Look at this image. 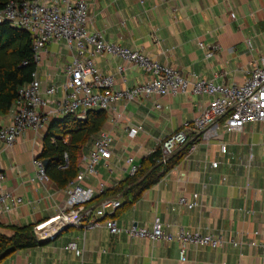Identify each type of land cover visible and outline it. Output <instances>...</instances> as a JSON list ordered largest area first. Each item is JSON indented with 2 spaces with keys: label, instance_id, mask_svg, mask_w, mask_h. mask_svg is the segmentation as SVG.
Returning <instances> with one entry per match:
<instances>
[{
  "label": "crops",
  "instance_id": "1",
  "mask_svg": "<svg viewBox=\"0 0 264 264\" xmlns=\"http://www.w3.org/2000/svg\"><path fill=\"white\" fill-rule=\"evenodd\" d=\"M86 2L89 31H100L110 43L141 49L188 79L195 76L216 84L240 83L264 55V0ZM199 42L218 48L208 56ZM72 53L62 38L49 41L38 52L34 74L41 82L42 96H49L44 90L50 86L57 87L55 95L49 96L53 100L64 95V68ZM93 58L102 74L114 77L112 89L149 79L141 67L121 57L104 53ZM119 65L124 68L125 79L117 73ZM208 100L209 96L189 89L116 102L105 110L101 128L111 133L112 156L96 164L94 173L85 171L92 135L83 146L77 171L84 172L80 185L95 190L88 206H97L107 197H118L122 202L119 209L109 212L122 229L131 224L151 227L159 217L167 233L180 228L222 233L226 238H236L239 246L189 245L187 260L183 261L176 240L136 239L123 231L111 234L104 226L72 225L43 245L11 252L0 264H264V122H250L241 130L227 132L220 120L213 127L215 135L208 140L188 131L185 155L134 203L124 204L119 194L110 193L130 176L132 164L139 167L141 159L159 147L162 139L199 116ZM10 108L0 116V126L12 121L14 101ZM47 126L24 129L9 146L0 139V167L6 175L0 189L11 193L10 210H0L3 234L11 235V225L25 227L42 222L55 214L67 197L66 186H57L50 178L47 182L31 179L36 175L33 161L39 157ZM133 126H138V131L130 135ZM222 144L225 152L221 151ZM129 157H133L130 164ZM75 177L70 183L74 184ZM100 188L103 193H99ZM195 192L200 195V206L186 209L180 205L179 197L190 198ZM72 241L80 248V255L65 248Z\"/></svg>",
  "mask_w": 264,
  "mask_h": 264
},
{
  "label": "built area",
  "instance_id": "2",
  "mask_svg": "<svg viewBox=\"0 0 264 264\" xmlns=\"http://www.w3.org/2000/svg\"><path fill=\"white\" fill-rule=\"evenodd\" d=\"M231 16H234L232 12ZM89 21L90 11L86 0H9L0 7V24L7 22L30 33L33 58L36 62L38 52L54 39H64L73 51L71 61L64 68L67 80L61 84L63 96L56 100L49 97L57 92L56 86L47 87L44 91L49 96H42L41 82L34 72L31 74L32 80L17 89V98L14 100L16 109L12 121L0 126V139L8 146L24 129L45 128L49 121L58 115L75 114L83 118L89 109L106 110L120 100L131 101L138 97H151L152 94L185 93L189 89L194 94L209 96V100L199 116L192 121H185L181 129L161 140L163 163L190 141L188 131L208 140L215 135L213 127L220 120H223L222 125L227 132L241 130L250 122H264V55L260 56L253 70L240 83L216 84L204 78L196 79L195 76L188 79L172 66L161 63L141 49L126 48L106 41L100 31H89L87 26ZM199 45L206 49L208 56H212L214 50L218 48V45L206 47L203 42H199ZM104 53L138 65L149 75V79L135 86L112 89L114 77L102 74L93 58ZM116 70L117 73H122V78L125 79L123 66H117ZM137 131L138 126H133L129 129V134L135 135ZM111 142V133L106 129H100L93 136V146L88 153L85 171L94 173L96 164L112 156ZM221 151L225 152L223 144ZM127 162L132 163L133 157H129ZM33 163L36 175L31 179L49 181L43 160L35 158ZM216 164L213 162L212 166ZM129 170L130 175H133L138 171V166L132 164ZM83 177L84 172L79 171L74 184L66 186L67 197L59 205L56 213L34 225L33 231L38 240L53 238L72 225H82L85 228L104 226L111 234L123 231L130 238L165 242L176 240L179 243V257L183 261L187 260L189 245H209L212 248H221L227 244L235 247L240 245L236 238H226L222 233L204 234L198 230L188 231L183 228L167 233L162 229L159 217L155 218L151 227L131 224L122 229L117 220L109 214L119 209L122 202L118 197H107L97 206H88L95 195V190L80 185ZM5 179L6 175L0 167V185ZM103 192L104 189L100 188L99 193ZM10 196L11 193L0 189V210H10ZM199 199V193L195 192L190 198L179 197L178 201L180 205L190 209L201 205ZM65 248L78 255L82 253L74 241L69 242Z\"/></svg>",
  "mask_w": 264,
  "mask_h": 264
},
{
  "label": "trees",
  "instance_id": "3",
  "mask_svg": "<svg viewBox=\"0 0 264 264\" xmlns=\"http://www.w3.org/2000/svg\"><path fill=\"white\" fill-rule=\"evenodd\" d=\"M7 1L0 0V7ZM32 44L28 31L7 22L0 24V116L11 109L17 98V89L32 79L31 74L36 68ZM105 117V110L89 109L83 118L67 114L49 121L38 158L48 159L44 170L57 186L65 187L74 179L83 146L103 127ZM186 146L175 151L165 163L161 161L160 146L155 148L141 159L138 171L124 178L110 193L119 194L124 198V204L134 203L145 189L155 184L174 163L182 159ZM9 229L12 230L11 235L0 232V260L17 249H28L47 242L35 237L34 225H11Z\"/></svg>",
  "mask_w": 264,
  "mask_h": 264
},
{
  "label": "water",
  "instance_id": "4",
  "mask_svg": "<svg viewBox=\"0 0 264 264\" xmlns=\"http://www.w3.org/2000/svg\"><path fill=\"white\" fill-rule=\"evenodd\" d=\"M47 162H48V159H44V160H43V164H44V165H45ZM59 233H60V232H59ZM56 237H57V235H55V237H53V238H49V237H48V238L43 239V240H46V241H52V240H54ZM43 240H42V241H43Z\"/></svg>",
  "mask_w": 264,
  "mask_h": 264
}]
</instances>
